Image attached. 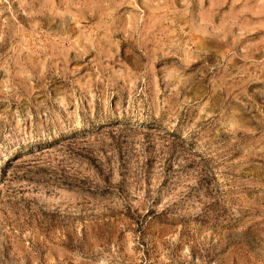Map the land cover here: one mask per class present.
<instances>
[{
	"label": "rangeland",
	"instance_id": "rangeland-1",
	"mask_svg": "<svg viewBox=\"0 0 264 264\" xmlns=\"http://www.w3.org/2000/svg\"><path fill=\"white\" fill-rule=\"evenodd\" d=\"M0 264H264V0H0Z\"/></svg>",
	"mask_w": 264,
	"mask_h": 264
}]
</instances>
